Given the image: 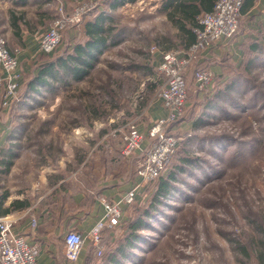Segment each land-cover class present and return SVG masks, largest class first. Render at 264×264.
Returning a JSON list of instances; mask_svg holds the SVG:
<instances>
[{
  "label": "rangeland",
  "instance_id": "obj_1",
  "mask_svg": "<svg viewBox=\"0 0 264 264\" xmlns=\"http://www.w3.org/2000/svg\"><path fill=\"white\" fill-rule=\"evenodd\" d=\"M167 1L112 7L114 0H0V30L9 47L20 50L25 39L14 34L13 13L22 17L23 32L35 34L28 44H38L61 3L67 10L90 9L53 53L41 54L39 65L22 74L20 100L4 114L0 110V128H10L0 140V199L37 194L47 205L66 191L68 175L93 172L107 156L112 170L137 163L139 152L122 155V137L134 123L144 143L150 142V110L165 82L158 68L162 54L187 48L168 18ZM100 13L113 16L112 32L120 42L102 50L88 75L75 78L64 59L85 40L80 24ZM260 36L222 53L221 73L206 68L213 75L206 86L193 77L197 63L190 66L184 114L168 128L179 138L175 156L159 178L144 185L120 227L105 232L103 253H93L86 264H262L264 32ZM59 61L63 71L49 86H29L43 64ZM103 162L97 172L108 171ZM171 173L168 192L157 196ZM137 218L143 224L132 228ZM112 255L116 262L109 261Z\"/></svg>",
  "mask_w": 264,
  "mask_h": 264
},
{
  "label": "built area",
  "instance_id": "obj_2",
  "mask_svg": "<svg viewBox=\"0 0 264 264\" xmlns=\"http://www.w3.org/2000/svg\"><path fill=\"white\" fill-rule=\"evenodd\" d=\"M248 0H217L210 11L197 16L196 39L184 52L165 51L158 66L165 82L160 88L159 99L167 114L157 118L149 127L150 142L144 145L145 134L131 123L123 135L121 153L125 157L139 152L137 176L141 182L159 178L170 165L178 148L179 138L168 132L185 111L188 99L187 74L190 66L197 63L200 55L221 40L233 38L240 29L242 10ZM90 11L84 6H74L67 10L64 3L58 6V13L51 25L43 32L39 41V52L53 53L63 40L65 32L81 23ZM20 49H11L8 38L0 30V106L1 111L11 109L20 100L22 73L19 70ZM201 87L212 81L209 69H196L193 75ZM139 185L130 188L118 199L102 197L105 213L87 234L69 229L64 235L65 256L69 263L76 262L86 243L90 242L99 255L103 253L104 234L107 230L119 227L126 207L132 206L139 196ZM38 225L36 216L32 226ZM43 250L40 241L31 242L24 234L13 231V221L0 217V264H36Z\"/></svg>",
  "mask_w": 264,
  "mask_h": 264
},
{
  "label": "crops",
  "instance_id": "obj_3",
  "mask_svg": "<svg viewBox=\"0 0 264 264\" xmlns=\"http://www.w3.org/2000/svg\"><path fill=\"white\" fill-rule=\"evenodd\" d=\"M165 9L166 11H171L169 10L170 7L165 6ZM166 13L168 18L173 21L168 12ZM240 24V30L233 38L219 41L200 55L196 69L209 67L221 73L222 68L218 63V59H220L222 53L225 51L235 52L236 49L240 50L239 48L243 47L242 44L244 42L261 37L260 35L264 32V0H249L246 2ZM80 25H83L85 34L86 23ZM41 30L43 29L40 28L39 32ZM179 33L183 43L188 47L189 42L185 41L180 29ZM34 35L27 30L21 32V36L24 37L25 41H23L24 45H20L22 50L18 57L19 70L23 75L34 69V66L39 65L42 60L39 58L42 54L38 50L39 42L38 44L34 42L28 44V42H32ZM189 75L191 74L189 73ZM1 114H4V111H1ZM150 114L153 121L167 114V110L160 99L152 105ZM5 126L7 127L8 125L2 124L3 128H0V140L4 134L7 135L8 131H10V128H4ZM2 132L4 133L2 134ZM106 135L102 138L105 139ZM107 153L110 154V151L107 150ZM107 157V159H102L101 163L96 165V170L93 172L68 175L69 184L66 191L61 195L54 196L51 203L48 200L47 205L41 203L42 198L37 194L32 196H24L21 193L13 196L6 195L3 200H0L3 209L10 208L9 212L0 213V217H7L13 221V231L24 234L31 242L40 241L42 243L43 250L36 264H71L65 256L64 237L60 233L69 229H76L83 234H87L105 213V208L101 203L102 197L116 200L130 188L137 185H139L140 194L141 189L146 185L147 182H141L137 176L136 161L133 165L131 163L130 165L121 164L112 170L110 157ZM103 160L107 162L109 169L107 172H97V169L100 170L104 165ZM58 180L64 179L60 177ZM71 182L73 184H70ZM15 201H28L29 204L21 208L13 207L12 203ZM129 207L124 210L122 223L126 219L124 217ZM33 216L38 219L36 227L32 226ZM113 230L110 229L106 232ZM93 253L96 254L92 244L87 242L79 259L73 264L88 263V259Z\"/></svg>",
  "mask_w": 264,
  "mask_h": 264
},
{
  "label": "trees",
  "instance_id": "obj_4",
  "mask_svg": "<svg viewBox=\"0 0 264 264\" xmlns=\"http://www.w3.org/2000/svg\"><path fill=\"white\" fill-rule=\"evenodd\" d=\"M130 0H114L112 7L117 5H122ZM217 0H168L166 5L170 7L169 12L170 17L174 23L178 26L180 31L185 37V41L189 42V45L195 41L196 34L195 28L198 27L199 23L197 16L205 11H210L214 7ZM249 1V0H248ZM247 1V2H248ZM246 4V3H245ZM244 9V7H243ZM243 12V10H242ZM111 15H106L104 13L98 14L95 19L86 22L85 28V40L83 43H78L74 46L73 52L65 58L64 69L66 68L67 73L73 74L75 78L82 79L89 74L90 69L96 64L99 59V54L107 47L117 45L120 42V38L117 34H113V26H111L112 21ZM22 17L17 16L15 13L12 14L11 24L14 28V34L21 36V27L19 21ZM107 21L109 23L107 24ZM56 62H48L42 65L39 70V74L29 82L30 87L34 86H49L52 79L58 78L59 72L63 71L58 67ZM62 63V62H61ZM63 64V63H62ZM57 68V69H55ZM174 180L175 176L171 173V177L166 178L160 184L159 192L157 196L166 194L169 189H166L170 185V180ZM3 196L0 200H3ZM1 202V201H0ZM29 203L28 201H15L12 203L13 207H25ZM10 208L3 209L2 202L0 203V213L9 212ZM143 224L141 218H137L133 222L132 228L140 227ZM136 235V234H135ZM130 245L134 244L133 238L128 240ZM124 253V250H122ZM259 259L262 264H264V241L262 242L261 251L259 254ZM118 258L114 255L110 256L109 261L116 262ZM90 260H88L89 262Z\"/></svg>",
  "mask_w": 264,
  "mask_h": 264
}]
</instances>
